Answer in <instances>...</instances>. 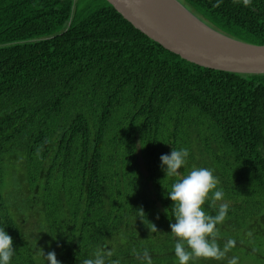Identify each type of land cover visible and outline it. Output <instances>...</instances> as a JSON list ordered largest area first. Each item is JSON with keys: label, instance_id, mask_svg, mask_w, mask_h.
Returning <instances> with one entry per match:
<instances>
[{"label": "trees", "instance_id": "obj_1", "mask_svg": "<svg viewBox=\"0 0 264 264\" xmlns=\"http://www.w3.org/2000/svg\"><path fill=\"white\" fill-rule=\"evenodd\" d=\"M218 31L264 45V0H180ZM179 170L209 168L224 198L223 260L264 264V73L191 62L150 38L106 0H0V228L10 264H179L171 234ZM211 196V193L209 194ZM143 208L145 216L137 210ZM150 223L159 231L150 232Z\"/></svg>", "mask_w": 264, "mask_h": 264}, {"label": "clouds", "instance_id": "obj_2", "mask_svg": "<svg viewBox=\"0 0 264 264\" xmlns=\"http://www.w3.org/2000/svg\"><path fill=\"white\" fill-rule=\"evenodd\" d=\"M243 3L247 6L251 0H243ZM188 155L186 148H172L170 154L160 156L161 169L166 177H180L167 192L168 198L173 202L171 209L175 222L170 223V228L171 234L177 238L174 246L175 256L179 264H189V261L196 258L223 260L236 245L234 239H228L223 249L217 243V225L225 221L229 205L220 203L215 215H209L203 210L202 206L206 200L210 199L211 205L215 207L216 202L223 200L224 192L222 188H217L219 180L214 176L212 169L193 167L185 175L180 173L179 170L185 165ZM137 211L140 217L145 216L142 207ZM148 228L150 232L159 231L153 223H150ZM15 250L12 237L4 228H0V264H10ZM112 254L107 249H98L92 258L84 259L81 264H105L106 257H111ZM41 255L48 264H61L55 251L45 254L41 249ZM137 258L146 261V264H152L147 249L142 255L137 253ZM238 259L235 256L228 258L227 264H238ZM112 264L119 262L113 261Z\"/></svg>", "mask_w": 264, "mask_h": 264}, {"label": "water", "instance_id": "obj_3", "mask_svg": "<svg viewBox=\"0 0 264 264\" xmlns=\"http://www.w3.org/2000/svg\"><path fill=\"white\" fill-rule=\"evenodd\" d=\"M150 38L204 67L264 73V45L213 28L180 0H106Z\"/></svg>", "mask_w": 264, "mask_h": 264}]
</instances>
